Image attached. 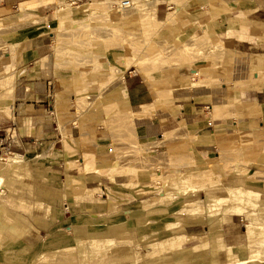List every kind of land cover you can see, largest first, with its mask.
<instances>
[{"label": "crops", "instance_id": "crops-1", "mask_svg": "<svg viewBox=\"0 0 264 264\" xmlns=\"http://www.w3.org/2000/svg\"><path fill=\"white\" fill-rule=\"evenodd\" d=\"M106 1L0 0V23L15 24L23 16L36 19L11 36L17 55L12 71L16 72L10 106L13 116L4 120L8 125L0 123V151L27 155L36 147L51 146L47 158L52 159L41 167L52 183L48 186L59 189L56 199L70 209L76 198L82 205L94 202L105 195L108 183L96 172V165L116 157L105 112L114 108L132 126L134 137L154 147L149 158L162 164L160 169L154 167V177L164 171L171 173L169 170L206 172L223 161L222 167L212 171L213 178L218 176L221 185L262 186L264 209V0L157 2L152 18L160 36L216 45L217 56L206 70L205 64L194 67L187 63L159 74L138 70L122 58L124 69L109 83L110 64L124 54L123 45H128L122 29L135 28L137 13L104 6ZM107 25L123 39L116 55L106 50L104 39L93 38V31ZM82 94L87 95L89 105L79 104L77 96ZM122 148L127 149L126 143ZM222 151H226L224 155ZM65 157L70 164L78 160L80 165L66 169ZM147 170L150 176V167ZM241 171L246 173L240 175ZM66 177L70 203L61 195ZM157 195L139 197V202L156 203ZM128 204L117 203L120 207ZM224 217L228 220L215 229V246L244 245L242 216L229 213ZM61 220L54 219L22 237V249L28 253L26 264H32L40 253L71 254L73 250L65 249L66 242L71 244L69 237L60 234ZM203 227L194 222L185 228L196 256L205 251L204 237L210 236ZM5 259L0 264H10ZM72 261L68 256L64 261L44 262L74 264ZM127 262L130 260L123 264Z\"/></svg>", "mask_w": 264, "mask_h": 264}, {"label": "rangeland", "instance_id": "rangeland-1", "mask_svg": "<svg viewBox=\"0 0 264 264\" xmlns=\"http://www.w3.org/2000/svg\"><path fill=\"white\" fill-rule=\"evenodd\" d=\"M118 1L108 0L103 5L116 6ZM159 1L161 0H132L130 7L122 8V11H136V24L135 28L125 26L122 29L127 36L128 45H123L124 54L110 64L107 83L119 70L124 69L122 58H125L127 65H133L138 70L145 73L153 70L159 74L187 63L194 67L205 64L203 69L206 70L210 61L217 56L216 45L204 46L196 41H170L160 36L158 25L152 18L154 6ZM170 1L181 3L180 0ZM33 22L36 19L23 16L15 24L0 23L1 126L8 125L4 120L13 116L10 106L16 72L12 71L16 70L17 55L13 53L11 36L24 31L23 28L27 29ZM60 36V32H57L58 39ZM93 38L104 39L106 50L115 53L114 55L122 49L123 39L109 25L93 31ZM132 61L137 63L132 64ZM4 73L12 74L6 79L2 78ZM77 97L79 104L82 103L83 106L90 102L85 94ZM92 107L96 110L95 103ZM105 112L116 157L96 165V172L106 177L108 183L105 185V195L98 196L94 202L82 205L76 198L74 207L70 209L67 204L62 205L56 199L60 195L59 189L54 190L48 186L52 183L41 167L43 164L48 165L46 160L52 159L47 158L52 153L51 146L36 147L33 153L29 152L27 155L22 153V159L27 164L16 174L7 167V159L15 153H6L7 149L0 151V175L3 176V182L0 183V254L8 256L5 257L7 263L26 264L28 253L26 249H22V237L36 233L40 227H46L59 217L62 218L58 222L62 227L60 234L69 237L71 242H66L65 249L73 251L70 255L61 251L55 255L40 253L34 257L32 264H47L45 260L54 262L59 258L64 261L68 256L74 264H123L127 260H130L127 264H224L227 262L229 248H217L213 241L214 234H211L204 237L205 251L196 256L190 248L193 239L186 237V225L199 222L204 225L205 231L216 229L220 223L228 220L224 215L229 213H239L244 227L248 218H257L264 223L262 200L239 201L240 198H251L253 191H258L260 194H256L262 197V186L219 184V177L213 178L212 171L222 167L223 161L206 172L172 173L176 170H169L171 173L164 171L160 177H154V167L160 169L162 165L149 158L154 147H147L142 140L133 136L132 126L120 111L108 108ZM16 121L21 128L24 126L21 120ZM123 143H126L127 149L122 148ZM225 152L222 151L221 154L224 155ZM33 155L36 157L30 159ZM64 159L66 169L80 165L78 160L73 165L69 163L68 157ZM149 167L152 171L150 176L147 170ZM240 173L244 175L246 172ZM62 185L61 195L70 203L68 177ZM98 193L100 194L99 191ZM150 194H159L156 203L140 204L139 197ZM123 201H129L130 204L121 207L117 205ZM187 207L193 208L185 212ZM72 222L78 225L74 226ZM65 225H70V229L65 228ZM236 250L243 257L252 254L253 257L246 264H264V225L244 245L236 247ZM235 263L232 260L228 264Z\"/></svg>", "mask_w": 264, "mask_h": 264}, {"label": "bare ground", "instance_id": "bare-ground-1", "mask_svg": "<svg viewBox=\"0 0 264 264\" xmlns=\"http://www.w3.org/2000/svg\"><path fill=\"white\" fill-rule=\"evenodd\" d=\"M135 4V3H134ZM58 9V8H57ZM154 19H155V16H154ZM160 22V21H159ZM163 22V21H162ZM179 48V47H178ZM177 48V49H178ZM130 62V61H129ZM132 64H136L134 63L133 61L131 62ZM12 73H4L2 78L6 77L7 79V76L9 77ZM16 154V155H15ZM13 154L14 156L10 157L7 159V167L10 168L11 172H19L23 167H25V165L27 164V162L25 160L22 159V155L21 154H17L15 153ZM91 161V160H90ZM6 167V169H7ZM86 167V166H85ZM6 171V170H5ZM7 174V173H5ZM8 177V176H6ZM3 182V176L0 175V183ZM109 187V186H107ZM253 191V190H252ZM256 193H259L258 191H253V195L251 198H240L239 201H246V200H250L249 202H260L262 200V197L259 196L258 194ZM260 194V193H259ZM47 208V207H46ZM193 207H191L192 209ZM190 207H187L185 208V212L187 211H190L191 210ZM39 212V210H38ZM248 222L246 223L245 225V232L244 234L246 233V237L247 239H250L254 233L258 230H260L262 228V226L264 225V223H261L259 220H257V218H248ZM74 226H77L78 224H76L75 222L73 223ZM218 228V226H217ZM218 230V229H217ZM69 232V231H68ZM96 233V232H95ZM211 234H215V228H211L209 230V235ZM120 237V236H119ZM104 238V237H103ZM88 239V238H87ZM92 239V238H91ZM78 241L80 240L81 241V238H78L77 239ZM109 240V239H108ZM185 240V239H184ZM83 242V241H82ZM94 244V243H93ZM81 245V244H80ZM229 248L228 252H227V262H225L224 264H228L230 262H232V260H235V264H246L247 263V260L250 259V257H253L252 254H250V256L248 255L247 257H243V256H240L239 253H237V250H236V247H233V246H227ZM22 252H24L23 250H20ZM253 252V251H252ZM50 254V253H49ZM0 257L2 258H7L8 256L6 255H3V254H0Z\"/></svg>", "mask_w": 264, "mask_h": 264}, {"label": "built area", "instance_id": "built-area-1", "mask_svg": "<svg viewBox=\"0 0 264 264\" xmlns=\"http://www.w3.org/2000/svg\"><path fill=\"white\" fill-rule=\"evenodd\" d=\"M132 5V0H119L118 4L116 5L118 8L122 9V8H128ZM6 153H12L10 150H6ZM2 154V152H1ZM1 160V159H0Z\"/></svg>", "mask_w": 264, "mask_h": 264}]
</instances>
